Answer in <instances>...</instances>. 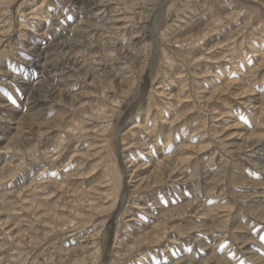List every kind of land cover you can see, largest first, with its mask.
Returning <instances> with one entry per match:
<instances>
[{
	"label": "rangeland",
	"instance_id": "1",
	"mask_svg": "<svg viewBox=\"0 0 264 264\" xmlns=\"http://www.w3.org/2000/svg\"><path fill=\"white\" fill-rule=\"evenodd\" d=\"M45 1L0 0V15L14 18L11 26L0 16V113L16 111L0 117V264H263L264 218L250 206L264 201V149L247 148L244 140L264 138V113L252 109L264 108V0H168L163 46L174 59L168 68L161 51L151 65L138 55L145 44L135 38L155 27L137 14L147 0H103L95 7ZM211 23L216 29L206 46L196 43L195 57L171 52ZM24 30L29 51L17 42ZM71 38L80 40L74 52L81 66L65 58L61 43ZM33 45L48 48L39 67ZM99 62L107 68L86 79V68ZM132 79L138 82L126 99ZM117 94L122 100L111 103ZM157 161L171 162L177 178L155 183ZM124 167L129 211L120 210L121 196L114 198L125 186L113 187ZM137 229L149 231L150 240L136 238ZM156 236L164 237L158 243ZM90 238L92 249L84 251Z\"/></svg>",
	"mask_w": 264,
	"mask_h": 264
},
{
	"label": "bare ground",
	"instance_id": "2",
	"mask_svg": "<svg viewBox=\"0 0 264 264\" xmlns=\"http://www.w3.org/2000/svg\"><path fill=\"white\" fill-rule=\"evenodd\" d=\"M45 1V0H44ZM56 1V0H55ZM62 1V0H61ZM75 1H77V0H64V2H67L68 4H72V3H74ZM80 1H82V3H83V5H88L89 7H92V6H94V5H97L98 3H101L103 0H80ZM109 1V0H108ZM114 1V0H113ZM46 2V1H45ZM53 2V1H52ZM54 3V2H53ZM66 3V4H67ZM128 3H131L132 4V2L131 1H128L127 0V3L126 4H128ZM168 3V0H147V1H145V2H143L142 4L144 5V10L141 12V13H137V14H139V18L140 19H142V20H146V21H148V22H150L151 20H152V24L155 26L154 28H153V31L151 32V33H149V35H148V37H146V34L149 32V30L147 29V31H146V27H145V30L141 33V34H139L138 36H137V38H135V41L137 42V43H140V42H142V43H144L145 45L143 46V48H142V50L141 51H139L140 53H138V55H139V58H144V59H147V60H149L150 62H148L149 63V65H151L152 64V61H154V58L156 59V57L158 56L157 54L161 51L163 54H165L166 55V59H167V61L165 62V64H167L168 66L166 67V68H168V67H172L173 66V61H174V59L170 56V55H168V53H170L169 52V48L168 47H165V46H163L164 45V40H165V35H166V30H164V27H163V22L165 23L166 21H165V19H164V8H165V6H166V4ZM65 4V3H64ZM65 4V5H66ZM262 4V3H261ZM42 5V4H41ZM142 5V6H143ZM27 6V5H26ZM135 6V5H134ZM133 6V7H134ZM178 6V5H177ZM95 7V6H94ZM137 7H138V5H137ZM180 7V6H179ZM182 7V6H181ZM47 8V7H46ZM67 8V7H66ZM85 8V7H84ZM88 8V7H87ZM131 8H132V6H131ZM167 9V8H166ZM88 10V9H87ZM89 10H91V8L89 9ZM132 10V9H131ZM134 10V9H133ZM243 10V9H242ZM242 10L241 9H239L238 10V12H242ZM77 11V10H76ZM50 12V11H49ZM134 12V11H133ZM132 12V13H133ZM140 12V11H139ZM168 12V11H167ZM121 13V12H120ZM19 14V13H18ZM102 14V13H101ZM117 14V13H116ZM135 15V14H134ZM232 15V14H231ZM0 16H2V17H4V19H9V22H10V25L12 26L13 25V23H12V20L14 19H12V17H11V15H0ZM18 16V15H17ZM17 16H16V18H17ZM136 16V15H135ZM21 17V16H20ZM172 17H176V16H172ZM21 18H23V17H21ZM90 18H92V17H90ZM135 18V17H134ZM153 18V19H152ZM10 19H12V20H10ZM18 19V18H17ZM221 19V18H220ZM26 20V19H25ZM35 20V19H34ZM89 20V19H88ZM129 20H131V19H129ZM138 20V19H137ZM170 20V19H169ZM203 20V19H202ZM201 20V21H202ZM219 20V19H218ZM222 20V19H221ZM89 21H91V20H89ZM93 21V20H92ZM91 21V22H92ZM97 21V20H96ZM8 22V23H9ZM17 22V21H16ZM29 22V21H28ZM144 23H145V21H143ZM147 22V23H148ZM173 22V21H172ZM214 23H216L217 21L216 20H214L213 21ZM18 23V22H17ZM79 23H83V21H81V22H79ZM78 23V24H79ZM86 23V22H85ZM97 23H98V21H97ZM101 23V22H100ZM129 23H131V22H129ZM128 23V24H129ZM135 23V22H134ZM142 23V22H141ZM167 23V22H166ZM200 23V22H199ZM203 23V22H202ZM214 23H211V24H209V26L205 29V31H202L203 32V34L202 35H199L198 36V38H196V37H194L193 35V37H194V39H193V37H188V38H186L185 37V39H182V38H180V37H178V38H180V39H182V40H179V41H177V42H175V44L176 43H180V47L178 48V47H175V46H172L173 48L171 49L170 48V50H173V51H171V52H174V54H177L178 56H180V54H183V55H185L184 56V58L186 59H188L189 57L188 56H190V58H192V57H195V56H193L192 54H193V49H195V47L198 45H196V43H198V42H200V41H202V40H204V43H205V45L204 46H206V40H205V38H206V36H209V34H211V32L212 31H214V29H216V26H215V24ZM102 24V23H101ZM136 24V23H135ZM140 24V23H139ZM194 24V23H193ZM201 24V23H200ZM57 25V24H56ZM87 25V24H86ZM95 25V24H94ZM113 25V24H112ZM126 25V24H125ZM143 25V24H142ZM25 26H27V28H28V26L29 27H31L32 25L30 24V23H27V24H25ZM194 26H196V25H194ZM4 27H6V26H4ZM81 27V26H80ZM107 27V26H106ZM140 27V26H139ZM144 26H142V28H143ZM191 27V26H190ZM217 27H219V26H217ZM246 27H249L248 25L246 26ZM89 28V27H88ZM93 28H94V26H93ZM113 28H116V27H114L113 26ZM142 28H141V31H142ZM167 28V27H166ZM165 28V29H166ZM212 30H211V29ZM85 29H86V27H85ZM126 29V28H125ZM150 29H151V26H150ZM37 30V29H36ZM79 30V29H78ZM190 30H191V28H190ZM189 30V31H190ZM198 30H200V29H198ZM39 31V30H38ZM84 31V30H83ZM88 31V30H87ZM24 32H26V30H24V31H21L20 33H19V35L20 36H22V38H23V36H25L24 35ZM66 32V31H65ZM78 32V31H77ZM85 32H86V30H85ZM90 32V31H89ZM88 32V33H89ZM185 32V31H184ZM180 33V32H179ZM178 33V34H179ZM201 33V32H200ZM81 34V33H80ZM79 34V35H80ZM87 34V33H86ZM90 34H91V32H90ZM138 34V33H137ZM184 34V33H183ZM195 34V33H194ZM77 35V34H76ZM81 36V35H80ZM83 36H84V34H83ZM16 37V36H15ZM38 37V36H37ZM86 37V36H85ZM79 38H82V36L81 37H79ZM209 38V37H208ZM235 38V37H234ZM38 39V38H37ZM83 40L85 39V38H82ZM211 39V38H210ZM210 39L207 41L208 43H211V42H209L210 41ZM213 39V38H212ZM211 39V40H212ZM224 39V38H223ZM17 40H18V38H17ZM31 40V39H30ZM62 41V40H61ZM73 41V42H72ZM77 41H80V40H78V39H75V38H71L70 39V44L68 43V42H63V43H61L62 45H63V47H64V49L66 50L65 51V54H66V60L68 61V63H69V61H70V64L72 63L73 64V67H74V65L75 66H81V64H82V61H81V58L80 57H78V55L77 54H75V52H74V48H76V46H77V43H75V42H77ZM85 42H86V40H84ZM150 41H152V42H150ZM213 41V40H212ZM6 42V41H5ZM11 42H13V41H11ZM17 42H19L20 43V46H25L27 49H28V47L30 46V44L31 43H29V40H28V42H27V40H26V36L23 38V40L22 39H20V40H18ZM234 42V41H233ZM262 42V41H261ZM14 44H15V41L13 42ZM214 43V42H213ZM227 43V42H226ZM10 44V43H9ZM22 44V45H21ZM33 44V43H32ZM41 44V43H40ZM51 44V43H50ZM56 44V43H55ZM76 44V46L74 47V45ZM81 44H82V42H81ZM80 44V45H81ZM84 44V46L85 47H88L89 46V44L90 43H83ZM132 44V43H131ZM130 44V45H131ZM215 44V43H214ZM230 44V43H229ZM232 44H234V43H232ZM13 45V44H12ZM16 45V44H15ZM14 45V46H15ZM137 45V44H136ZM141 45V44H140ZM200 45V44H199ZM212 45V44H211ZM210 45V46H211ZM218 45V44H217ZM260 45H261V43H260ZM8 46H10V45H8ZM24 46H23V49H24ZM57 46V45H56ZM79 46V45H78ZM77 46V47H78ZM93 46V45H92ZM105 46V45H104ZM208 46V48H209V45H207ZM11 47V46H10ZM9 47V48H10ZM59 47V46H58ZM90 47V46H89ZM99 47H101L102 49H104L105 47H103L102 45H99ZM116 47V46H115ZM127 47V46H126ZM140 47V46H139ZM6 48V47H5ZM147 48H149V51L147 50ZM178 48V49H177ZM212 48H214V47H212ZM22 49V50H23ZM114 48L112 47V46H107V50H110V52L113 50ZM205 49V48H204ZM203 49V50H204ZM258 49V48H257ZM260 49V48H259ZM106 50V51H107ZM145 50H147L146 51V54L144 53L145 52ZM192 50V51H191ZM28 51H29V49H28ZM31 52H33L34 53V63L33 64H35V66L36 67H39L40 66V64L42 63V59L44 58V56H45V54H47V52H48V48H41L39 45L38 46H34L33 45V47H31V50H30ZM105 51V52H106ZM137 51V50H136ZM198 51V50H197ZM196 51V52H197ZM258 51V50H257ZM261 51V50H260ZM104 52V51H103ZM110 52H109V54H110ZM200 52H201V46H200ZM19 53V52H18ZM115 53V52H114ZM199 53V52H198ZM16 54V53H15ZM14 54V55H15ZM74 54V55H73ZM129 54V53H128ZM127 54V55H128ZM130 54H131V52H130ZM197 54V53H196ZM201 54V53H200ZM17 55V54H16ZM112 55V54H111ZM137 55V56H138ZM153 55V56H152ZM221 55V54H220ZM249 55V54H248ZM125 56V55H124ZM198 56V55H197ZM206 56H207V54H206ZM15 57H17V56H15ZM82 57V56H81ZM22 58V57H21ZM136 58V57H135ZM202 58H204V57H202ZM207 58V57H206ZM213 58V57H212ZM17 59V58H16ZM21 60V59H20ZM23 61L25 60V59H22ZM191 60H193V59H191ZM201 60H203V59H201ZM204 60H209V58L208 59H204ZM233 60V59H232ZM194 61V60H193ZM199 61V60H198ZM261 61V60H260ZM0 62H2V61H0ZM28 62H30V61H28ZM31 62H33V61H31ZM103 62V61H102ZM188 62H190V60L188 61ZM6 63V62H5ZM142 63V62H141ZM236 63V62H235ZM107 64V63H106ZM105 64V65H106ZM192 64V63H191ZM3 66L5 65V64H2ZM6 65H8V63L6 64ZM45 65V64H44ZM59 65H61V64H59ZM146 65L148 66V64L145 62V67H146ZM235 65V64H234ZM107 66H110L111 67V65H107ZM142 66V65H141ZM45 67H46V65H45ZM90 67V66H89ZM99 67H101V69H104V68H107V67H103L102 65H101V63L99 62L98 64H94V65H92V67L88 70L87 68H86V73H85V77H86V79L89 77V75H90V71H96V70H99L100 68ZM138 67V66H137ZM43 68V67H42ZM59 68V67H58ZM114 68V67H113ZM176 68V67H175ZM9 69V68H8ZM140 69H142V68H140ZM139 69V70H140ZM256 69V68H255ZM259 69V68H258ZM1 70H2V73H3V70H4V67H1L0 66V72H1ZM40 70V69H39ZM54 71H55V69H53ZM69 70V69H68ZM73 70V69H72ZM137 70V69H136ZM150 70V69H149ZM6 71V70H5ZM30 71V70H29ZM6 72H10V71H6ZM105 72V71H104ZM254 72V71H253ZM2 73H0L1 75H2ZM79 73V72H78ZM145 73V72H144ZM257 73V72H256ZM33 74V73H32ZM8 75V74H7ZM10 76V75H9ZM6 77H8V76H6ZM15 77V76H14ZM19 77V76H18ZM84 77V76H83ZM132 78V77H131ZM161 79V78H160ZM14 80V79H13ZM132 80H134V79H132ZM1 81V80H0ZM86 81V80H85ZM125 81V80H124ZM127 81V80H126ZM183 81V80H182ZM2 82V81H1ZM10 82H12V80L10 79ZM88 82V81H87ZM92 82V81H91ZM121 82H122V80H121ZM137 82H138V80L137 79H135L134 81H133V83H132V88L130 89V90H127V91H124L123 92V95H124V98H128V95H130V94H132V92H134L135 91V85L137 84ZM186 82V81H185ZM180 83V82H179ZM259 85V84H258ZM10 86V85H9ZM97 86V85H96ZM166 86V85H165ZM178 86V85H177ZM77 87V86H76ZM125 87V86H124ZM123 87V88H124ZM12 88V87H11ZM128 89V88H127ZM253 89V88H252ZM251 88H248V91H246V92H255V90H252ZM37 90V89H36ZM169 90V89H168ZM173 90V89H172ZM233 90V89H232ZM240 90V89H239ZM74 91V90H73ZM119 91V90H118ZM131 91V92H130ZM157 91V90H156ZM184 91V89L180 92V93H182ZM262 91V90H261ZM54 92V91H53ZM185 92V91H184ZM245 92V93H246ZM264 92V91H263ZM187 93H189V92H187ZM244 93V92H243ZM261 93V92H260ZM28 94V93H27ZM46 94V93H45ZM171 94V93H170ZM166 95V94H165ZM177 95V94H176ZM16 96H18V94L16 95ZM68 96H70V95H68ZM122 96V95H121ZM188 96V95H187ZM186 96V97H187ZM190 96V95H189ZM188 96V97H189ZM19 97V96H18ZM64 97V96H63ZM115 97V96H114ZM174 97V96H173ZM264 97V96H263ZM177 98V97H176ZM262 97H259V98H256V100H257V102H259L260 101V99H261ZM41 99V98H40ZM122 100V98L120 97V95H118L117 94V97L116 98H114L113 100H111V103H113V102H115V101H118V100ZM181 99V98H180ZM120 100V101H121ZM19 101V100H18ZM120 101H119V103H120ZM172 101V100H171ZM224 101V100H223ZM263 101H264V98H263ZM17 101H15V103H16ZM155 103H156V101H155ZM155 103H153V104H155ZM169 104V103H168ZM167 104V105H168ZM10 105V104H9ZM13 104H11L10 106H12ZM73 106L74 105H77L76 103H74V104H72ZM137 105V104H136ZM157 105V104H156ZM86 106H88V105H86ZM126 106V105H125ZM207 106V105H206ZM3 107V106H2ZM7 107V106H6ZM14 107V106H13ZM169 107V106H168ZM4 108V107H3ZM182 109V108H181ZM252 109L253 110H258L257 112L260 114V113H264L263 112V110H264V108L263 107H260V106H257V103H255V105H253L252 106ZM171 110V109H170ZM169 111V110H168ZM179 111V110H178ZM185 111V110H184ZM16 111H15V109H8V115H9V113H15ZM164 112V111H163ZM175 112V111H174ZM255 112V111H254ZM19 113V112H18ZM82 113V112H81ZM85 113V112H84ZM166 113H167V111H166ZM187 113V112H186ZM1 115H0V117L2 118V119H4V121H6L7 120V117H10V116H8L7 114V117L4 115V113H0ZM89 114V113H88ZM32 115V114H31ZM83 115V114H82ZM176 115V114H175ZM164 116H165V114H164ZM85 117V116H84ZM54 118V117H53ZM223 118V117H222ZM154 119V118H153ZM161 119H162V117H161ZM133 120V119H132ZM137 120V119H136ZM166 120V119H165ZM233 121V120H232ZM7 122H9V121H7ZM134 123V122H133ZM158 123V122H157ZM156 123V124H157ZM160 123V122H159ZM162 123V122H161ZM235 123V122H234ZM169 124V123H168ZM171 124V123H170ZM8 125V124H7ZM58 125H60V124H58ZM227 125V124H226ZM123 126V124L121 125V127ZM161 126H163V125H161ZM8 127V126H7ZM6 127V128H7ZM59 127V126H58ZM60 127H61V125H60ZM120 127V128H121ZM133 127V126H132ZM136 127V126H135ZM157 127V126H156ZM155 127V128H156ZM160 127V126H159ZM9 129V128H8ZM157 129V128H156ZM156 129H154V131L156 130ZM243 130V129H242ZM2 131V130H1ZM6 131V130H5ZM5 131H3V132H5ZM47 131V130H46ZM98 131V130H97ZM119 132H120V130H119ZM158 132V131H157ZM50 133V132H49ZM95 133V132H94ZM163 133H164V131H163ZM245 134V133H244ZM101 135V134H100ZM159 136V135H158ZM2 137V136H1ZM5 137V136H4ZM66 137V136H65ZM253 137H255V136H253ZM32 138V137H31ZM170 138H172V137H170ZM62 140V139H61ZM159 140V139H158ZM157 140V141H158ZM199 140V139H198ZM228 140V139H227ZM33 141V140H32ZM42 141V140H41ZM48 141V140H47ZM141 141V140H140ZM209 141V140H208ZM245 141V147H251L253 150H258V148H261V149H264V138H257V139H254V138H247L246 140H244ZM59 142V141H58ZM3 143V140H1V142H0V149H3L4 148V146L3 147H1V144ZM8 143V142H7ZM155 143V142H154ZM46 144V143H45ZM156 144V143H155ZM158 144V143H157ZM205 144V143H204ZM55 145V150L61 145V144H59V143H56V144H54ZM142 145V144H141ZM178 145V144H177ZM194 145V144H193ZM213 145V144H212ZM222 145V144H221ZM7 146H9V145H7ZM145 146H146V144H145ZM215 146V145H214ZM201 147L202 148H204L205 147V145H201ZM222 147V146H221ZM6 148V147H5ZM44 148V147H43ZM128 148V147H127ZM200 148V147H199ZM207 148V147H206ZM255 148V149H254ZM29 149V148H28ZM191 149V148H190ZM209 149V148H208ZM216 149V148H215ZM261 149H259L260 151H262ZM192 151H193V149H191ZM142 151V150H141ZM182 151V150H181ZM194 151H196V150H194ZM226 151V150H225ZM243 151V150H242ZM259 151V152H260ZM34 152V151H33ZM135 152V151H134ZM200 152V151H199ZM256 152V151H255ZM108 153V152H107ZM182 153H184V152H182ZM137 155H139V154H137ZM173 155V154H172ZM198 156V155H197ZM125 157V156H124ZM127 157V156H126ZM3 158V157H2ZM134 158V157H133ZM157 158L156 157H153V155L152 156H150V155H148V159H147V161L148 162H150L151 164H154L155 163V161L154 160H156ZM169 159H171V157H169L168 159H167V161L169 160ZM178 160V159H177ZM176 160V161H177ZM11 161V160H10ZM146 160H145V162L144 163H142L141 165H146L148 162H147ZM179 161V160H178ZM169 162V161H168ZM188 162V161H187ZM129 163V162H128ZM171 163V162H170ZM170 163H168V165H167V163L165 162V161H157L156 162V166H155V168H156V170L155 171H157V172H155V173H157V177L154 179V181H155V183H164L168 178H170V179H172V178H177V175L176 174H174V172L173 171H171L170 169L172 168H170L169 166H170ZM176 163V162H175ZM262 163H264V157H263V159H262ZM177 164H178V162H177ZM178 166V165H177ZM138 167V166H137ZM148 167H150V166H148ZM175 167V166H174ZM13 168V167H12ZM180 168V167H179ZM70 169V168H69ZM177 169H178V167H177ZM123 170V172H122V174H121V178L123 179L122 181H119L117 184H114V186L113 187H115V189L116 190H118L120 187H121V185H123L122 184V182L123 181H125L124 182V184H125V186H124V188H123V192L121 193V195H120V193H119V191H118V194H116L115 196H114V198L115 199H118V196L120 197L121 196V199H122V201H123V203L121 204V206H119V208H120V210H123L124 208H125V211H129L132 207L131 206H129V207H125V202H124V200H125V198H127V196L129 195L128 193V183L126 182V179L125 178H127L126 176L128 175L127 173H129V171H128V169L127 168H123L122 169ZM148 170V169H147ZM181 170V169H180ZM183 170V169H182ZM143 171V170H142ZM151 171V170H150ZM207 171V170H206ZM213 171V170H212ZM169 172V173H168ZM179 172V171H178ZM183 172V171H182ZM214 172V171H213ZM213 172H212V174H213ZM95 173V172H94ZM198 173V172H197ZM200 173V172H199ZM50 174V173H49ZM146 174V173H145ZM211 174V175H212ZM132 175V174H131ZM189 175V174H188ZM188 175H185V176H188ZM201 175V174H200ZM199 175V176H200ZM73 176V175H72ZM217 176V175H216ZM149 177V176H148ZM178 177H180V176H178ZM190 177V176H189ZM225 177H227V176H225ZM138 178V177H137ZM187 178V177H186ZM192 178V177H191ZM145 179V178H144ZM147 179V178H146ZM152 179H153V177H152ZM136 180V179H135ZM139 180V179H138ZM148 180V179H147ZM184 180V179H183ZM183 180H181V181H179V180H177V183L178 182H183ZM186 180V181H185ZM184 181H185V185H187V184H189V185H191L190 184V179L188 178V180L187 179H185ZM217 180V179H216ZM223 180V179H222ZM192 181H194V180H192ZM215 181V180H214ZM141 182V181H140ZM148 182V181H147ZM169 182H171V181H169ZM201 182V181H200ZM216 182V181H215ZM225 182V181H224ZM216 184H217V182H216ZM61 186H62V184H60ZM148 185H150V183H148ZM160 185V184H159ZM65 186V185H64ZM187 187V186H186ZM189 187V186H188ZM218 188V186H216L215 184H214V187H213V189H215V188ZM139 188V187H138ZM154 188V187H153ZM191 188V187H190ZM73 189V188H72ZM142 189H143V187H142ZM164 189V188H163ZM180 189V188H179ZM74 190V189H73ZM149 191V190H148ZM214 192V191H213ZM149 193V192H148ZM143 194H144V192H143ZM182 194V193H181ZM202 194V193H201ZM145 195V194H144ZM154 196V195H153ZM28 198V197H27ZM51 198V197H50ZM255 200V199H254ZM117 201V200H116ZM126 201H129L128 199L126 200ZM31 202V201H30ZM154 203H157V202H154ZM159 203V202H158ZM217 203V202H216ZM253 203V205L252 206H250V208H251V210L253 211V212H259L258 214L262 217V218H264V201H263V203L259 200L258 202H252ZM139 204V203H138ZM150 204V203H149ZM148 204V205H149ZM230 204V203H229ZM84 205V204H83ZM191 205H192V203H191ZM40 206V205H39ZM155 206H156V204H155ZM190 206V205H189ZM199 206V205H198ZM143 207V206H142ZM186 207V206H185ZM152 208V207H151ZM192 208H194V205H192ZM204 208V207H203ZM133 209V208H132ZM146 208H142V210H145ZM153 209H154V207H153ZM161 209V208H160ZM184 209V208H183ZM195 210H197L196 208H194ZM119 210V211H120ZM174 210V209H173ZM192 209H188V210H186V212H184V214H182L183 216L187 213V211H191ZM205 210V209H204ZM32 211V210H31ZM43 211V210H42ZM92 211V210H91ZM104 211V210H103ZM4 212V211H3ZM199 212V211H198ZM226 212V211H225ZM51 213V212H50ZM49 213V214H50ZM72 213V212H71ZM75 213V212H74ZM95 213V212H94ZM147 213H150V212H147ZM189 213V212H188ZM200 213V212H199ZM35 214V213H34ZM80 214V213H79ZM133 214V213H132ZM220 214V213H219ZM126 215V214H125ZM135 215V214H134ZM182 215H180V217L182 216ZM222 215V214H221ZM169 216V215H168ZM175 216V215H174ZM79 217H81V215L79 216ZM79 217H77V218H79ZM203 217V216H202ZM201 217V218H202ZM205 217V216H204ZM203 217V218H204ZM51 218V217H50ZM139 218V217H138ZM164 219H165V217H163ZM207 218V217H206ZM209 218V217H208ZM217 218V217H216ZM35 219H37V218H35ZM82 219H83V217H82ZM205 219V218H204ZM210 219V218H209ZM1 220V219H0ZM55 220H56V218H55ZM86 220V219H85ZM88 220V219H87ZM130 220V219H129ZM231 220V219H230ZM245 220V219H244ZM243 220V221H244ZM206 221V220H205ZM209 221V220H208ZM222 221V220H221ZM246 221V220H245ZM244 221V222H245ZM203 222V221H202ZM244 222L242 223V220L240 221H238V226L240 227V228H242V227H245V225L246 224H244ZM247 222V221H246ZM6 223V222H5ZM77 223V222H76ZM78 223H79V221H78ZM204 223V222H203ZM229 223V219H228V221L225 223L226 224V226H227V224ZM1 224V223H0ZM153 224V223H152ZM167 224V223H166ZM169 224V223H168ZM230 224V223H229ZM2 225V224H1ZM129 225V224H128ZM172 225V224H171ZM208 225V224H207ZM223 225H224V223H223ZM161 226V225H160ZM204 226H206V225H204ZM210 226V225H209ZM225 226V227H226ZM179 227V226H178ZM196 227V226H195ZM198 227H201L200 225L198 226ZM198 227H197V229H198ZM250 227V226H249ZM82 228H84V227H82ZM162 228V227H161ZM167 228V227H166ZM226 228H228V227H226ZM23 229V228H22ZM139 229V228H138ZM137 229V230H138ZM141 229V228H140ZM156 229H158V228H156ZM217 229V228H216ZM41 230V229H40ZM68 230V229H67ZM83 230V229H82ZM50 231V230H49ZM159 231H160V229H159ZM197 231V230H196ZM219 231V230H218ZM82 232V231H81ZM40 233V232H39ZM124 233V232H123ZM123 233H122V235H123ZM224 233H227V230L226 231H224ZM236 232H234V234H235ZM22 234V233H21ZM45 234V233H44ZM190 234V233H189ZM45 235H47V234H45ZM95 235H97V233L96 234H94L93 236L95 237ZM121 235V236H122ZM201 235H203V234H201ZM236 235V234H235ZM240 235V234H239ZM21 236V235H20ZM19 236V237H20ZM23 236V235H22ZM118 236V235H117ZM162 236V235H161ZM160 236V237H161ZM198 236V235H197ZM213 236V235H212ZM28 237V236H27ZM101 237V236H100ZM157 237V239H158V243L162 240V238L164 237H162V238H160L159 236H156ZM186 237V236H185ZM233 237V236H232ZM237 237V236H236ZM18 238V237H17ZM136 238H138L140 241H147V240H150V233H149V231H146V230H142V231H139L138 230V236L136 237ZM20 239V238H19ZM45 239V238H44ZM86 239V238H85ZM97 239L98 238H96L93 242L94 243H96L97 242ZM186 239V238H185ZM90 240H91V238L90 239H87L86 241H87V244L86 245H84L83 246V249H84V251H90V249H92L89 245H90ZM100 240V239H99ZM98 240V241H99ZM164 240V239H163ZM245 240V239H244ZM196 241H198V239L196 240ZM226 241V240H225ZM34 242V241H33ZM149 242V241H148ZM199 242H200V240H199ZM91 243H92V241H91ZM111 243V242H110ZM151 243V242H150ZM83 244V243H82ZM199 244V243H198ZM229 244V243H228ZM256 244H258V243H256ZM33 245V244H32ZM72 245V244H71ZM146 245V244H145ZM150 245V244H149ZM158 245V244H157ZM230 245V244H229ZM113 246V245H112ZM48 247V246H47ZM80 247V246H79ZM258 247H259V245H258ZM76 248V247H75ZM78 248V247H77ZM122 248V247H121ZM73 249V248H72ZM142 249V248H141ZM203 250V249H202ZM98 251L99 250H97V252H95V253H93L92 254V258H94V256H96L97 254H98ZM120 251V250H119ZM118 251V252H119ZM121 252V251H120ZM215 252H216V250H215ZM237 252V251H236ZM79 253V252H78ZM132 253V252H131ZM110 254V253H109ZM126 254V253H125ZM129 255V254H128ZM205 255H206V253H205ZM151 256V255H150ZM170 256V255H169ZM147 257V256H146ZM214 257H216L215 256V254H213V256H209L204 262H206V263H209L212 259H214ZM125 258H126V256H125ZM124 258V259H125ZM152 258V257H151ZM144 259V258H143ZM142 259V260H143ZM146 259V258H145ZM150 259V258H149ZM122 260V259H121ZM146 260H148V259H146ZM263 260V259H262ZM125 261V260H124ZM145 261V260H144ZM148 261H150V260H148ZM156 261V260H155ZM264 261V260H263ZM126 262V261H125ZM124 262V263H125ZM152 262V261H151ZM163 262H165V261H163ZM199 263V262H198ZM95 264H97L96 262H95ZM113 264V263H112ZM134 264V263H133ZM141 264V263H140ZM173 264H178V262H175V263H173ZM264 264V263H263Z\"/></svg>",
	"mask_w": 264,
	"mask_h": 264
},
{
	"label": "snow or ice",
	"instance_id": "3",
	"mask_svg": "<svg viewBox=\"0 0 264 264\" xmlns=\"http://www.w3.org/2000/svg\"><path fill=\"white\" fill-rule=\"evenodd\" d=\"M262 239H264V237H262Z\"/></svg>",
	"mask_w": 264,
	"mask_h": 264
}]
</instances>
